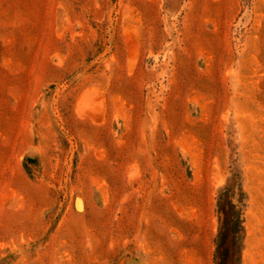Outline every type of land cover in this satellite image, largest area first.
Listing matches in <instances>:
<instances>
[{
    "label": "rangeland",
    "instance_id": "obj_1",
    "mask_svg": "<svg viewBox=\"0 0 264 264\" xmlns=\"http://www.w3.org/2000/svg\"><path fill=\"white\" fill-rule=\"evenodd\" d=\"M225 189L264 264V0H0V264H216Z\"/></svg>",
    "mask_w": 264,
    "mask_h": 264
},
{
    "label": "trees",
    "instance_id": "obj_2",
    "mask_svg": "<svg viewBox=\"0 0 264 264\" xmlns=\"http://www.w3.org/2000/svg\"><path fill=\"white\" fill-rule=\"evenodd\" d=\"M235 192L223 190L219 202V214L222 221V230L218 237L216 264H241L244 250V223L242 211L233 203ZM221 199V200H222ZM226 201H229L226 203Z\"/></svg>",
    "mask_w": 264,
    "mask_h": 264
}]
</instances>
